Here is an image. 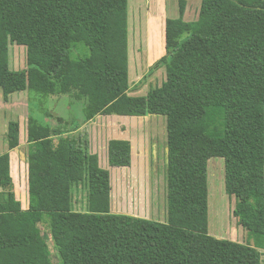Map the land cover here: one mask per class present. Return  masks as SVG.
<instances>
[{"label": "trees", "instance_id": "16d2710c", "mask_svg": "<svg viewBox=\"0 0 264 264\" xmlns=\"http://www.w3.org/2000/svg\"><path fill=\"white\" fill-rule=\"evenodd\" d=\"M129 0H0V89L83 101L97 115L162 114L168 130V220L111 210L110 172L70 134L69 121L42 124L29 109V207L14 193L10 157L0 156V264H264V0H202L199 16L165 24L167 78L147 96H130ZM184 17V18H183ZM27 67L9 66L12 45ZM84 53L73 57L75 47ZM47 116L52 117L51 112ZM9 147L19 123H9ZM225 161L234 216L252 242L208 232V162ZM112 167L132 163L128 139L108 142ZM86 183L87 208L73 187ZM115 206V203H114Z\"/></svg>", "mask_w": 264, "mask_h": 264}, {"label": "rangeland", "instance_id": "374dc122", "mask_svg": "<svg viewBox=\"0 0 264 264\" xmlns=\"http://www.w3.org/2000/svg\"><path fill=\"white\" fill-rule=\"evenodd\" d=\"M202 0H190L185 20H195L199 16ZM129 85L130 96H147L149 92L162 85L167 78L165 66L155 63L166 54L165 24L168 17H179L178 0H129ZM73 57L84 53V48L77 45ZM9 66L13 70L27 67V50L15 44L10 47ZM18 92L15 97L22 96ZM24 100L26 95L22 96ZM21 98V99H22ZM29 109L35 118L47 124L53 119L47 113L60 115L72 121L73 130L79 127V119L84 118L83 101L71 106L69 95L44 98L32 93L28 98ZM1 101V99H0ZM5 102V101H4ZM1 104V103H0ZM4 106H6L4 104ZM17 107V106H16ZM26 116L27 106L18 107ZM13 108L11 115L19 113ZM0 105V115H2ZM6 110V109H5ZM114 120V121H113ZM77 122V123H76ZM96 129L101 130L110 124H118L119 130L133 142L132 163L128 167H112L104 154L106 138L96 132L98 147L103 156V168L117 173L111 177V210L115 213H127L159 221L168 220V130L167 117L162 114L147 116L100 115L94 121ZM117 126V125H116ZM109 136H114V126ZM118 128V127H117ZM2 130V129H1ZM75 136L88 139L86 130L74 132ZM86 183L73 187L74 209L82 211L87 208ZM236 198L227 193L225 188V161L213 157L208 162V232L220 239H229L241 243L252 242L248 231L238 223L234 216ZM115 203V206H114ZM41 233L48 240L52 250V260L61 264L54 243L49 238L43 224L37 223ZM262 261L264 263V249Z\"/></svg>", "mask_w": 264, "mask_h": 264}, {"label": "crops", "instance_id": "0c3cea01", "mask_svg": "<svg viewBox=\"0 0 264 264\" xmlns=\"http://www.w3.org/2000/svg\"><path fill=\"white\" fill-rule=\"evenodd\" d=\"M190 0H188V6ZM179 10V9H178ZM189 9H186V13H185V17L187 16ZM22 48L26 47L24 45H19ZM20 93H23V95L25 94L27 99L24 100L22 98V96H17L15 97V94H17L18 92H14L12 94L9 95V100L5 101L4 100V96H3V91L2 89H0V105H2V115H0V156L2 154H8L10 157V175L12 177V181H13V189H14V193L16 195V198L18 200H20L23 209H28L29 207V201H30V195H29V181H28V172H29V125H28V115H29V93L28 91L24 90V91H19ZM63 95H68V94H63ZM60 96V95H58ZM70 96V95H69ZM22 98V99H21ZM71 106L73 107L74 102L75 101L71 96ZM5 101V102H4ZM4 104L6 106H4ZM23 104H26L27 106V113L26 116H23V111L22 109H19V106H22ZM17 106V107H16ZM18 108L19 113L15 115H11V111L13 108ZM84 107V105H83ZM6 109V110H5ZM1 114V113H0ZM53 114V113H52ZM60 115L57 114H53V116L51 117V119H53V123H47V125H50L51 127H54L58 124V120L57 117H59ZM97 115L94 118L87 120L85 118L79 119L80 122L79 123V127L76 128V130H73V128H71L72 121H70V119L65 118V120L69 121V129H70V134L73 135L74 132H78L80 130H86L89 133V137H88V142H89V151L92 154H98L99 156V162H100V166H103V156H102V152L100 151L99 147H98V141H97V134L96 132H99L101 134V138H106L105 143H104V154L106 158L107 156V161H108V142L111 139H128L131 141V139L128 136H125L122 133V130H119V123L120 122H116L118 124L114 125V124H110L111 126H114V136H109L112 132V130H110V125H108L107 127H103V129L99 130L96 129V125H95V120L98 118ZM62 117V116H61ZM11 121H16L19 123V143L18 145L14 146L13 148L9 147V137H8V132H9V123ZM39 121V120H38ZM114 121V120H113ZM40 122V121H39ZM42 123V122H40ZM77 123V122H76ZM44 124V123H42ZM121 124V123H120ZM118 127V128H117ZM2 129V130H1ZM75 136V135H73ZM132 143V154H133V142Z\"/></svg>", "mask_w": 264, "mask_h": 264}, {"label": "built area", "instance_id": "2783aa9c", "mask_svg": "<svg viewBox=\"0 0 264 264\" xmlns=\"http://www.w3.org/2000/svg\"><path fill=\"white\" fill-rule=\"evenodd\" d=\"M0 190H1V187H0Z\"/></svg>", "mask_w": 264, "mask_h": 264}]
</instances>
